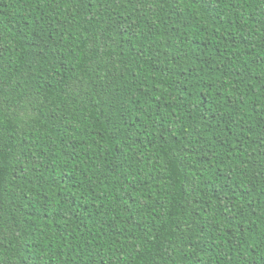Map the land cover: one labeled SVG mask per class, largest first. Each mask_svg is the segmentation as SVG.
<instances>
[{
	"label": "trees",
	"instance_id": "trees-1",
	"mask_svg": "<svg viewBox=\"0 0 264 264\" xmlns=\"http://www.w3.org/2000/svg\"><path fill=\"white\" fill-rule=\"evenodd\" d=\"M0 264H264V0H0Z\"/></svg>",
	"mask_w": 264,
	"mask_h": 264
}]
</instances>
